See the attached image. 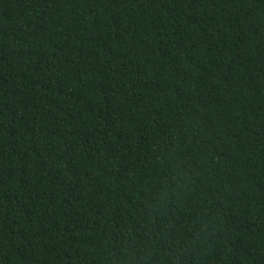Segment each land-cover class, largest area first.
<instances>
[{"label": "trees", "instance_id": "16d2710c", "mask_svg": "<svg viewBox=\"0 0 264 264\" xmlns=\"http://www.w3.org/2000/svg\"><path fill=\"white\" fill-rule=\"evenodd\" d=\"M0 264H264V0H0Z\"/></svg>", "mask_w": 264, "mask_h": 264}]
</instances>
